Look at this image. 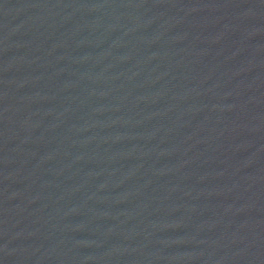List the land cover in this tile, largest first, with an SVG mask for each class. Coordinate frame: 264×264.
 I'll return each mask as SVG.
<instances>
[{
  "label": "water",
  "instance_id": "95a60500",
  "mask_svg": "<svg viewBox=\"0 0 264 264\" xmlns=\"http://www.w3.org/2000/svg\"><path fill=\"white\" fill-rule=\"evenodd\" d=\"M0 264H264V0H0Z\"/></svg>",
  "mask_w": 264,
  "mask_h": 264
}]
</instances>
